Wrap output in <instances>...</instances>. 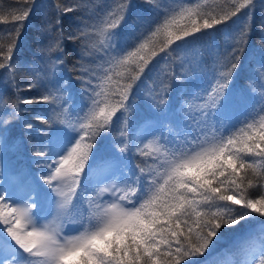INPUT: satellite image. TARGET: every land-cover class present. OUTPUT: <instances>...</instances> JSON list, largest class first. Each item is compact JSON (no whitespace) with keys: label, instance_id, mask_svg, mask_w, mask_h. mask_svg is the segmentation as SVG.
<instances>
[{"label":"snow or ice","instance_id":"obj_1","mask_svg":"<svg viewBox=\"0 0 264 264\" xmlns=\"http://www.w3.org/2000/svg\"><path fill=\"white\" fill-rule=\"evenodd\" d=\"M143 2L150 14L141 20L132 43L121 42L131 0H121L95 23L83 24L66 37L58 27L59 14L78 6L57 5L54 25L61 35H51V21L41 29V35L49 39L37 52L53 74L64 62L65 38L81 40L82 60L92 57L89 63L96 67L81 64L76 77L81 82L79 101L71 81L61 80L50 88L47 74L41 77L36 68H25L13 59L32 8L10 13L15 25L9 35H16L0 44V70L10 86L16 87L17 77L23 74L31 77L28 90L45 91L17 97L11 111L3 115L18 119L28 110L21 105H53L46 118L37 114L48 127L33 144L32 155L38 158L34 166L46 170L40 180L47 189L45 197L56 205L57 216L42 222L47 217L37 211L38 187H30L22 201L0 190V222L7 226L0 229L6 233L0 234V264H210L207 258L203 262L193 258L211 256L224 236L222 228H235L254 213L264 217V94L258 111L253 109L235 123L229 115L254 90L252 84L236 80L252 32L254 0ZM242 12L226 54L216 61L218 74L199 95L195 90L183 91L173 100L167 76L160 81L159 91L146 87L145 72L156 57H170L187 46L188 38L209 36ZM260 45L264 49V39ZM54 51L61 53L55 60ZM258 79L264 87V62ZM141 88L150 99L141 96ZM137 97L147 105L143 117ZM7 103L0 95V110ZM130 112L134 113L131 121ZM10 123L0 118V141L5 143ZM132 124L134 134L129 132ZM24 127L31 130L34 124L26 121ZM114 131H119L120 138L112 137ZM105 166L111 171L100 181L103 187L95 186V195L84 197L88 189L82 187V175ZM249 189L256 190V198ZM73 199L79 204H73ZM70 205L79 208L78 218L71 216ZM68 223L75 226L71 231L66 230ZM259 231L264 238V224ZM235 243L245 247L247 235L237 237ZM256 255L253 250L248 264H264V242L258 260Z\"/></svg>","mask_w":264,"mask_h":264},{"label":"trees","instance_id":"obj_2","mask_svg":"<svg viewBox=\"0 0 264 264\" xmlns=\"http://www.w3.org/2000/svg\"><path fill=\"white\" fill-rule=\"evenodd\" d=\"M120 2L121 0H34L33 3L29 4L28 0H0V16L3 17V19H0V44H6L16 35L15 33H12L11 37L9 35L15 25L10 13L17 9L31 7L32 12L21 30L19 43L15 49L13 59L18 61L19 64L24 65L25 68H36L41 77L47 74V78L50 81L48 86L50 88L61 80L71 81L73 95L79 101L78 89L81 87V82L76 77L80 75L81 64L86 68L96 67L95 64L89 63L92 57L85 56L82 60L81 40L74 42L65 38L63 39L64 62L56 66L53 74L52 67L46 60L42 61L37 52L38 46L47 43L49 39V35H41V29L45 28L48 22L51 21L53 23L51 35H61L54 25V21L59 14L57 5L61 7L78 6L74 11L59 14L61 23L58 27L63 30V36L66 37L69 34L75 33L83 24L91 25L95 23L98 16H103L108 10L115 8ZM217 2L223 3V0H217ZM131 3L132 6L129 8L125 23L121 26V42L127 39L129 43H132L141 20L150 14L149 6L144 4L143 0H131ZM254 3L255 7L251 21L252 32L245 51L241 55V67L238 69L236 77L239 84L250 83L254 90L243 103L238 102L235 104L229 114L231 122L233 123L242 120L245 114L251 112L253 109L258 111L260 108L261 94H264V87H261L258 79L260 75V64L264 62V49L260 45L261 40L264 39V31H261V23L264 21V0H254ZM243 11H247V9ZM242 19L243 12L239 18H234L226 26H221L219 31H212L209 36L196 34L199 39L193 40L192 38H188L189 43L187 46L177 52H173L170 57L161 59L163 54H160L149 65L151 70L146 69V87L155 88L159 91L160 87H162L160 81L167 76L169 85L168 95L173 100L183 91L195 90V94L199 95L200 89L207 88L213 76L218 74L220 69L216 61L226 54L228 45L231 43L229 37L235 33ZM175 46V44L172 45L173 48ZM84 48H87V45H84ZM51 56L55 60L61 56V53L54 51L51 53ZM173 73H175V76H173ZM30 82V76L21 74L16 79L17 86H10L6 73L4 70H0V95H3L8 101L4 108L0 110V118L11 121L8 125L9 131L5 134L7 142L0 141V153L1 157L5 160L7 172H11L9 175L17 176L15 173L23 175V183L21 186L24 187L30 183V178L33 176L32 178L39 184L38 188H43V191L40 192L39 210L41 211L45 207H48L50 202L44 195L47 191L46 186L43 185L40 177H38V170H41L36 168L33 163L38 158L32 155V146L42 138V130L48 127L37 119V114L46 118L52 114L51 109L53 105L49 103L21 105V108L28 110L21 112L18 119L3 115V112L11 111L12 104L15 103L17 97H34L45 91L43 88L28 90L27 85ZM140 93L144 99H150L145 88H141ZM136 103L142 105L139 116L143 117L146 114L147 105L143 104V100L140 97H137ZM193 103H199V101H194ZM133 114V112L128 113L129 121L132 120ZM26 121L32 122L34 128L31 130L26 129L24 127V122ZM135 130V125L132 124L129 128L130 134H134ZM112 137L120 138L119 131H114ZM111 154L109 153V155ZM81 183L83 188L88 189V191L83 193L84 197L95 195L92 191L95 184L91 183L86 176L82 175ZM256 183L259 182L257 181ZM255 192V189H249V193L253 198H256ZM72 203L78 205L79 201L73 199ZM84 206H87L86 201L84 202ZM69 211L71 216L73 215L74 218H78V207L73 208L70 205ZM261 224H264V217L254 213L252 219L242 221L235 228H229L227 231L222 228L221 231L224 232V236L221 238L220 244L211 256L206 254L205 257L193 259H199V261L203 262L207 258L210 264H248L250 254L255 250L257 252L255 258L258 260V250L261 243L264 242V238L261 237L259 231ZM6 227V225L0 222V229ZM0 234L6 235V233ZM245 235L248 237V244L245 247L235 243L237 237ZM183 264H189V261H184Z\"/></svg>","mask_w":264,"mask_h":264},{"label":"rangeland","instance_id":"obj_3","mask_svg":"<svg viewBox=\"0 0 264 264\" xmlns=\"http://www.w3.org/2000/svg\"><path fill=\"white\" fill-rule=\"evenodd\" d=\"M136 131V130H135ZM147 143V141H145ZM14 148V146H12ZM4 158L1 157L0 153V190H6L9 194H14L15 199L22 201L25 197L26 193L29 191L30 187H38L39 184L31 177V182L25 185L24 187L21 186L23 183V175L17 174V176L9 175L11 172H7L6 164L4 162ZM45 171L38 170V177H41L45 174ZM88 172V169L86 170ZM111 168L109 166H105L103 168L96 169L93 173H89L86 178L90 180L91 183H94L95 186L103 187V184L100 181L107 175H109ZM40 192L43 191L42 187H39ZM107 198V197H105ZM40 213L41 217H47V220L42 222H50L56 219L57 212H56V205L49 203L48 207H45L42 211L39 209L37 210ZM73 217V215H72ZM74 218V217H73ZM59 223V220H56ZM75 226L71 223L66 225V230L71 231Z\"/></svg>","mask_w":264,"mask_h":264}]
</instances>
